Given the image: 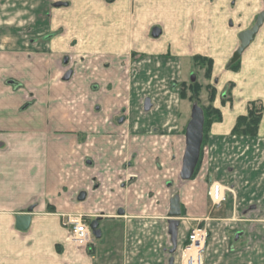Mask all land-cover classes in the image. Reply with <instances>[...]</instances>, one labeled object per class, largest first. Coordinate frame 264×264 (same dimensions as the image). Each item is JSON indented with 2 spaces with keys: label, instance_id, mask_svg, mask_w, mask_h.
Segmentation results:
<instances>
[{
  "label": "crops",
  "instance_id": "1",
  "mask_svg": "<svg viewBox=\"0 0 264 264\" xmlns=\"http://www.w3.org/2000/svg\"><path fill=\"white\" fill-rule=\"evenodd\" d=\"M72 1L0 0V264H169L190 230L202 226L208 232L204 264H264V111L256 136L231 134L249 102L260 101L264 109V22L239 68L230 69L238 36L264 12V0H132L131 10L153 23L166 44L157 56H144L152 61L145 67L173 78L170 85L144 78L123 87L115 77L126 47L114 31L119 7ZM74 7L79 15L95 12L83 26L103 28L83 36L90 44L79 56V83L59 80L70 59L61 57L62 36L51 35L57 26L72 25ZM47 11L51 18L45 19ZM153 12L162 19H151ZM204 44L208 55H196L213 60L212 75L221 78L227 96L218 104L215 98L222 121L201 146L196 174L183 181L185 130L168 88L179 82L182 59ZM120 90L128 105L114 104L131 113L122 124L104 112ZM212 184L223 195L219 206L208 195ZM174 188L182 222L172 253L167 216ZM66 214L90 224L110 221L114 228L77 247L60 230ZM19 215L30 216L24 231L15 226Z\"/></svg>",
  "mask_w": 264,
  "mask_h": 264
},
{
  "label": "rangeland",
  "instance_id": "2",
  "mask_svg": "<svg viewBox=\"0 0 264 264\" xmlns=\"http://www.w3.org/2000/svg\"><path fill=\"white\" fill-rule=\"evenodd\" d=\"M98 1V0H95ZM101 1V0H99ZM98 1V2H99ZM190 1V0H187ZM72 4L73 1L71 0ZM102 2L109 4V5H114V8L119 7V12H120V16L118 17V21H119V26H116L114 28V31L117 29H119L118 34L120 35L121 40H123V42L125 43V48L121 49L119 52V72H118V82L120 83V85L123 87V85H127L128 83L133 84V83H141V81H144V78H147V80L149 79V81L151 80L152 82H163L167 85H170V80L173 77H163L160 78L159 74L157 73V71L152 72V69H147L145 67V63H150V58L145 60L144 56L150 57L151 54L152 56H157L156 54H158V52H160L159 50L163 51V47L166 44H163L162 42V37L159 38H153L152 36V31L153 29L152 26L153 23H147L146 21H140L139 16H140V12L136 11L134 12V10L131 6V2L132 0H102ZM69 3V7L71 6L70 2ZM264 3V1H263ZM60 7V6H59ZM57 12H58V7L56 8ZM60 10V9H59ZM63 10V9H62ZM63 13V11H61ZM66 12L67 15H69V11H64ZM111 12V11H109ZM47 13L51 14V11H47L46 14L44 15V18H51L50 15L47 16ZM80 11L77 10V8H73V11H71L70 15L71 18L66 17V19L70 20L72 22V25L68 28L65 27H55L57 30L51 35H60L62 36V41H65V44L63 43L62 46H66V51L65 53L61 54L62 56H67L70 59V70L69 69H65L63 74L58 73V76L60 77L61 75V79L59 78V80L62 81H72V82H81L83 80V72L84 70L82 68L79 67V56L81 55V50L83 48V46H85L86 44H90V43H86L87 40H84V42H82L83 40V36H86L87 34H92V35H97V33H99L100 30H102L103 28L99 27V25H96V21L94 22V25L96 26H83L85 25V23L91 22L88 19H90L93 15V13H95L94 11H90V10H83L81 11V15H79ZM142 13V12H141ZM74 14H78V17L75 16ZM57 17H61L63 18V16H57ZM65 18V17H64ZM154 20H159L162 19L159 15H157L155 12L152 13V18ZM48 20V19H47ZM46 28V27H45ZM106 29H111V27L109 25H107V27H105ZM26 29V28H25ZM29 33V32H28ZM159 48V49H158ZM204 49L202 51H199L198 49H192L190 51V53L188 52V54L182 59V65H183V71H182V75H177L176 78L177 81L179 80V83H185V84H189L190 82H197L200 84L201 86V90L199 93V101L198 104L194 103V102H190L188 100H180L179 98V90L178 88L174 87L168 88V93L169 95L174 99L175 104L177 102V104L180 105V121H179V127L180 129L185 130L186 125L188 123V121L190 120V112H191V107L194 104H197L201 109L204 108L206 109L208 107V105L210 104L208 101V89L207 86L210 85L212 87H214L216 89V102L215 104H218L217 101L219 102V99L221 97V95L224 93L227 95V90L224 89L222 82L220 81L221 78L220 77H214L211 74V78L207 79L205 78V66L206 64L202 65H194L191 58L193 56H197L196 54H203V56L208 55L207 52V44H204ZM210 52V51H209ZM200 56V55H199ZM60 57V58H61ZM231 58V57H230ZM229 60V59H228ZM230 61V60H229ZM237 62V61H236ZM235 62V63H236ZM152 63V61H151ZM234 63L230 64L233 65ZM62 65V64H61ZM60 64H58V67L61 68V70L63 71L64 69H62V66ZM151 65V64H150ZM63 67H65L63 65ZM66 68V67H65ZM69 70V71H67ZM181 76V78H180ZM104 79H107L106 76H103ZM106 81V80H105ZM172 84V83H171ZM126 89H128V86H126ZM128 91V90H126ZM105 94H110L111 92H107L104 91ZM118 96H115V98L111 101H106L104 103V112L105 115H108L109 113L111 114V117L113 116L114 118V123H118V124H122L124 123V121L127 118V115L131 114V113H127V106L125 107H117L114 104V100L117 99V102H119L120 104H126L128 105V99L126 98L127 96L124 97V91L120 90L117 92ZM121 95V96H120ZM62 98H59V101ZM62 102V100H61ZM58 103V102H57ZM118 103V104H119ZM214 103V102H213ZM115 107H117V109H115ZM144 107V104L142 106V108ZM118 108H122V109H118ZM140 107H138L137 110L138 112H141V109H139ZM115 109V110H114ZM114 110V111H113ZM117 110V111H116ZM143 112V110H142ZM116 121V122H115ZM173 190H176V188L174 189H169V198H171V195L173 193ZM98 221L97 223V230H112L114 228V223H111L110 221ZM179 222L181 221V218L179 219ZM58 226V224H57ZM61 229L60 230H66L64 229L61 225H60ZM204 227V226H202ZM92 239H95V236H92ZM178 259V261H177ZM174 261L177 264H180V251H178V253H174Z\"/></svg>",
  "mask_w": 264,
  "mask_h": 264
},
{
  "label": "water",
  "instance_id": "3",
  "mask_svg": "<svg viewBox=\"0 0 264 264\" xmlns=\"http://www.w3.org/2000/svg\"><path fill=\"white\" fill-rule=\"evenodd\" d=\"M264 22V12L258 14L255 24L248 30L241 32L238 36L240 46L233 53L230 63H235L239 60L242 52L248 47L253 38L255 37L260 26ZM161 31L154 28L152 31L153 38H158ZM145 107L148 108V102ZM204 130V115L202 109L194 104L191 107L190 120L185 128V149L182 157V165L180 170V179L183 181L190 180L195 173L196 167L200 159V150L203 142ZM181 218L179 198L173 196L169 202V211L167 216L168 234L173 244L172 253L176 250L177 232L180 225L179 219ZM98 221L90 224V231L96 238L100 237V232L96 229ZM30 216L19 215L16 217L15 226L18 230L24 231L29 227ZM169 264H174V258H171Z\"/></svg>",
  "mask_w": 264,
  "mask_h": 264
},
{
  "label": "trees",
  "instance_id": "4",
  "mask_svg": "<svg viewBox=\"0 0 264 264\" xmlns=\"http://www.w3.org/2000/svg\"><path fill=\"white\" fill-rule=\"evenodd\" d=\"M194 65H204L205 68V78L210 79L213 68V60L203 56H193L191 58ZM239 68V61L230 66L231 70L236 71ZM175 87L179 90V97L181 100H188L198 104L199 93L201 86L197 82H190L189 84L179 83L175 84ZM208 89V101L209 105L206 109L202 108L204 115V130H203V143H205L210 128L214 123H219L222 121V114L218 108L213 106V102L216 98V89L210 85L207 86ZM226 95V94H225ZM227 96V95H226ZM221 100L222 104H225L226 100ZM263 106L260 101H251L247 104L246 114L237 117L235 125L231 131L234 136H250L254 137L257 135L259 124L263 116ZM200 161V160H199ZM199 165V162H198ZM196 167L195 173L198 169Z\"/></svg>",
  "mask_w": 264,
  "mask_h": 264
},
{
  "label": "built area",
  "instance_id": "5",
  "mask_svg": "<svg viewBox=\"0 0 264 264\" xmlns=\"http://www.w3.org/2000/svg\"><path fill=\"white\" fill-rule=\"evenodd\" d=\"M218 184H212L208 191L211 202L219 206L223 195ZM61 226L66 229V241L77 247L91 244L90 223L78 214H66L60 218ZM208 238L205 227H196L188 233L183 247L180 249V264H204V249Z\"/></svg>",
  "mask_w": 264,
  "mask_h": 264
},
{
  "label": "flooded vegetation",
  "instance_id": "6",
  "mask_svg": "<svg viewBox=\"0 0 264 264\" xmlns=\"http://www.w3.org/2000/svg\"><path fill=\"white\" fill-rule=\"evenodd\" d=\"M147 102V101H146ZM146 102H145V104H146ZM146 108V107H145ZM148 108H149V103H148ZM148 108H146V109H148Z\"/></svg>",
  "mask_w": 264,
  "mask_h": 264
}]
</instances>
